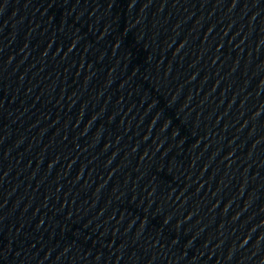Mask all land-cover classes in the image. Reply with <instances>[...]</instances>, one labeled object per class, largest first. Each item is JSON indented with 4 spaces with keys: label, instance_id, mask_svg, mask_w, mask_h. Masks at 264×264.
<instances>
[{
    "label": "water",
    "instance_id": "water-1",
    "mask_svg": "<svg viewBox=\"0 0 264 264\" xmlns=\"http://www.w3.org/2000/svg\"><path fill=\"white\" fill-rule=\"evenodd\" d=\"M0 264H264V0H0Z\"/></svg>",
    "mask_w": 264,
    "mask_h": 264
}]
</instances>
